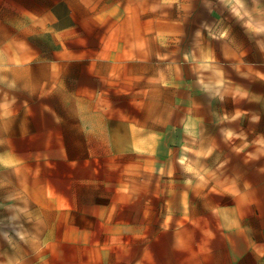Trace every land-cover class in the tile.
<instances>
[{
  "label": "rangeland",
  "instance_id": "rangeland-1",
  "mask_svg": "<svg viewBox=\"0 0 264 264\" xmlns=\"http://www.w3.org/2000/svg\"><path fill=\"white\" fill-rule=\"evenodd\" d=\"M74 2L77 22L64 36L39 22L0 23V104L9 106L0 115V232L7 237H0V264H138L143 253L168 251L153 236L159 219L182 215L179 195L194 220L206 190L211 197L231 189L246 202L245 191L264 188V0H241L243 7L236 0ZM97 57L112 64L110 76L126 91L144 152L137 156L148 162H134L123 190L78 198L70 188L78 174L55 163L57 149L49 150L54 164L28 172L16 165L10 116L19 122L21 110L40 108L48 91L20 92L9 74L15 64ZM20 143L17 134V153ZM119 179L111 176L114 186ZM257 194L264 200V191ZM204 216L213 225L210 211Z\"/></svg>",
  "mask_w": 264,
  "mask_h": 264
},
{
  "label": "crops",
  "instance_id": "crops-1",
  "mask_svg": "<svg viewBox=\"0 0 264 264\" xmlns=\"http://www.w3.org/2000/svg\"><path fill=\"white\" fill-rule=\"evenodd\" d=\"M75 9L74 0H0V23L22 27L39 22L48 32L64 36L77 22ZM97 59L78 65L15 64L9 74L20 92L45 94L44 91H48V95L42 97L40 108L21 110L19 122L17 113L14 118L10 116L9 148L15 150L16 165L28 172L32 164H54L49 150L57 149L55 163L70 166L78 174V177L73 176L74 185L70 186L78 198L106 196L107 193H102L105 190L111 191L109 195L113 189L123 190L122 184L130 177L134 162H148L137 156L144 152L137 149L138 124L133 122L126 91L110 76L112 64H98ZM46 117L50 118L51 126L45 124ZM65 117L72 121L68 122ZM65 129L71 136L67 139L71 140L69 146L66 138L59 136ZM17 134L22 153L16 152ZM68 148L74 153H67ZM36 149L41 152L34 158ZM101 165L104 166L102 175ZM114 174L120 178L117 186L111 180ZM258 191L263 192L264 188L245 191L247 199L243 202L242 196L231 189L219 190L211 197L206 190L199 215H192L194 220L185 215L184 196L179 195L175 206L182 215L170 216L169 222L164 224L159 219L153 236V244L167 246L168 251L154 252L151 257L143 253L141 259H137L138 264H146V261L150 264H264V212L261 211L264 200H258ZM205 211H210L214 217L213 225L207 222ZM146 212L141 208L142 214Z\"/></svg>",
  "mask_w": 264,
  "mask_h": 264
},
{
  "label": "clouds",
  "instance_id": "clouds-1",
  "mask_svg": "<svg viewBox=\"0 0 264 264\" xmlns=\"http://www.w3.org/2000/svg\"><path fill=\"white\" fill-rule=\"evenodd\" d=\"M236 3L238 5H240L241 7H243V5L241 4V0H236ZM237 15H239V13H237ZM8 107L9 106L7 104H0V109H4L5 110L3 113H0V115H8L9 113L6 111ZM3 186H4L3 184H0V187H3ZM0 237H3L4 239H7V237L4 235L3 232H0ZM21 239H23V237H21Z\"/></svg>",
  "mask_w": 264,
  "mask_h": 264
}]
</instances>
